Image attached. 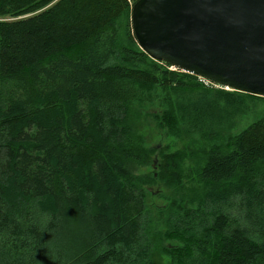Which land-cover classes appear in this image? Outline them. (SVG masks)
<instances>
[{
  "label": "trees",
  "instance_id": "trees-1",
  "mask_svg": "<svg viewBox=\"0 0 264 264\" xmlns=\"http://www.w3.org/2000/svg\"><path fill=\"white\" fill-rule=\"evenodd\" d=\"M133 1L0 0V264L150 259L146 197L128 165L151 157L125 149L127 106L148 81L186 84L132 67L147 57L132 34L119 49L117 16H132ZM244 107L242 95L208 91L183 106L192 123ZM184 158L163 154L157 169L170 186L199 185L165 234L178 242L174 264H264V117L187 176ZM197 220L199 237L186 229Z\"/></svg>",
  "mask_w": 264,
  "mask_h": 264
},
{
  "label": "rangeland",
  "instance_id": "rangeland-1",
  "mask_svg": "<svg viewBox=\"0 0 264 264\" xmlns=\"http://www.w3.org/2000/svg\"><path fill=\"white\" fill-rule=\"evenodd\" d=\"M129 14L125 15L121 12L117 16L118 42L122 44L119 49L129 45V34L134 37L131 14ZM134 40L136 41L135 37ZM136 44L141 50L137 41ZM144 59L139 64H131L132 67L149 73L156 72L160 78L163 72L170 71L183 78L186 84L176 91L165 90L161 86V80L156 84L148 81L146 86L138 87L137 97L127 106L129 138L124 141L125 149H132L136 155L147 154L151 157L150 164H145L134 154L135 158L131 159L128 165L133 176L132 180L137 181L146 197L147 211L143 217L144 236L152 246L147 264H174L175 256L171 247L178 242L167 238L165 234L178 226L176 220L183 214L180 209L194 207L189 201L190 198H195L198 191L195 188L199 185L189 180H185L184 185L177 187L166 184L159 178V170H157L161 157L163 154L185 157L182 164L185 176L201 168L206 164L204 158L208 153L213 149L226 148L233 137L242 134L264 117V97L228 89L156 61L148 55ZM131 65L126 64V67L129 68ZM151 86L153 87L149 89ZM205 91L242 95L245 98V107L233 119L223 118L213 123L209 120L196 119V122L192 123L193 116L183 106L196 101ZM211 127L215 129L212 130L214 133L216 131V137L210 133ZM201 129L207 131L211 137H206L208 135L203 137L200 132L204 130ZM203 222L204 220H197L196 225L194 221L189 222L186 229H194V234L199 237ZM206 222L209 223L207 220Z\"/></svg>",
  "mask_w": 264,
  "mask_h": 264
},
{
  "label": "water",
  "instance_id": "water-1",
  "mask_svg": "<svg viewBox=\"0 0 264 264\" xmlns=\"http://www.w3.org/2000/svg\"><path fill=\"white\" fill-rule=\"evenodd\" d=\"M131 22L150 58L264 97V0H138Z\"/></svg>",
  "mask_w": 264,
  "mask_h": 264
}]
</instances>
